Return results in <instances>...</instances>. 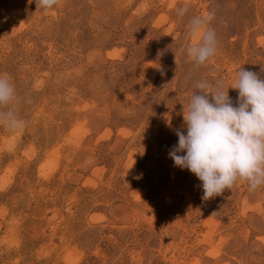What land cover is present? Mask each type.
<instances>
[{
    "label": "rangeland",
    "instance_id": "rangeland-1",
    "mask_svg": "<svg viewBox=\"0 0 264 264\" xmlns=\"http://www.w3.org/2000/svg\"><path fill=\"white\" fill-rule=\"evenodd\" d=\"M209 13L217 51L196 67L188 18ZM241 66L264 79V0H0L26 122L0 126V264H264V185L203 201L168 154L195 83L226 91Z\"/></svg>",
    "mask_w": 264,
    "mask_h": 264
},
{
    "label": "clouds",
    "instance_id": "clouds-1",
    "mask_svg": "<svg viewBox=\"0 0 264 264\" xmlns=\"http://www.w3.org/2000/svg\"><path fill=\"white\" fill-rule=\"evenodd\" d=\"M60 4L61 0H35L36 9L45 12ZM188 11L187 6L179 7L177 16L183 18ZM213 15L188 18L192 42L183 51L196 67L209 63L217 51V35L210 27ZM236 77L229 87L238 91L235 104L222 81L195 83L187 110L182 109L183 124L175 129L178 142L168 153L174 166L201 182L203 201L231 191L238 181L246 182L250 190L264 185V79L242 66ZM17 103L14 84L0 74V126L13 133L26 127L17 115Z\"/></svg>",
    "mask_w": 264,
    "mask_h": 264
}]
</instances>
